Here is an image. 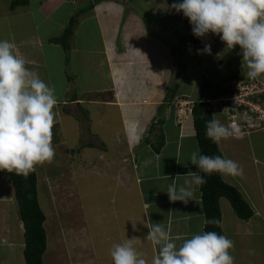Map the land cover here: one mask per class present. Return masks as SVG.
Wrapping results in <instances>:
<instances>
[{
  "label": "crops",
  "instance_id": "crops-1",
  "mask_svg": "<svg viewBox=\"0 0 264 264\" xmlns=\"http://www.w3.org/2000/svg\"><path fill=\"white\" fill-rule=\"evenodd\" d=\"M77 1L28 0L26 5L15 9H11V3L9 6L0 5V40L14 42L18 52L28 61L27 67L38 73L49 87L55 88L58 103L54 111H57L58 116L54 128L57 127V138L64 144L67 141L65 138L67 128L73 129L76 120H80L78 135L83 136L81 128L84 119L77 114L78 111L83 117L86 115L88 117L89 111L94 112L95 109L88 118L92 128L102 124V121L97 119V115L102 113L99 106L111 108L107 111L109 118L113 113L118 121L121 116L122 119L126 118L127 121H123V129L118 126L112 144L121 142L123 150H127L122 159L129 160L134 157L131 159L133 163L131 181H128L124 188L129 193L127 199L133 192L136 194L137 199L133 202L137 200V203L136 206L133 204L129 206L128 211H125L126 215L124 212V219L117 218L116 213L119 211L114 210L112 215L115 219V227L118 219L128 220L137 236L141 235L146 241L145 244L149 245L147 249L151 252L152 262L159 254V247L145 238L154 224L161 223L170 231L177 247L193 235L205 232L201 186L193 187V200L188 204L180 201L173 203L166 193L172 184H176L177 187L183 185L185 179L190 178L185 176L189 172L201 175V171L191 164L190 160L192 152L198 145L193 117L186 114L183 123L179 124L177 105L173 100V97H185L184 99L194 103L199 98L200 87L196 89L198 86L195 87L194 81L189 77L175 82V75L169 70L177 60L173 54L175 46L169 45L167 38L152 29V26H157L161 21L156 15L157 10H151L154 13V23L148 20L141 21L140 17L136 20L134 16L135 21L131 18L125 19L124 31L120 30V39H117V32L114 35L110 33V28L105 26L104 21L118 20L120 24V19H115V14L118 13V9L127 13L129 1L83 0L80 13L76 16L77 21L69 47L64 48L61 44L53 42L63 35L74 17ZM160 9L165 13L163 17L170 14L178 18L180 16L187 18L183 13H177L167 6H161ZM66 20L68 24H65ZM90 21L93 24L87 29L84 41L79 40L78 34H81L86 26L88 27L87 23ZM132 21L134 24H130ZM143 23L146 25L144 26ZM188 25L192 30L190 22ZM182 36L188 39V36L192 35L180 34V40ZM191 39L196 41L188 46L194 48L192 52L197 51L196 57H200V50H203L205 45H211V55L207 53V58L212 59L211 56L219 55V58L225 61L220 60L219 64H225L228 71L222 70L218 73L219 70H215V65L209 67L205 64L204 68L201 67L203 70L206 69V73L217 75L221 81L227 76L230 78L238 76L242 81L257 82L264 89V75L255 80L247 77V67L243 69V52L239 45L233 49L228 48L226 42L218 35L202 38L203 46L200 43L197 45L198 38L193 36ZM158 40L162 44H158ZM156 44L160 48L155 47ZM179 44L181 45V42ZM181 63L178 61L179 68L182 69L184 64ZM83 76L85 80L92 82L79 85L78 93L72 94L73 79L79 81ZM202 81L201 78L199 86ZM173 84L177 87H172ZM99 93H102L103 97L92 98L88 102L89 95L96 96ZM128 111L131 113L127 114ZM219 116L217 120L228 125L221 114ZM112 122L116 125V120ZM161 134L164 144L160 151L156 152L152 146L157 143ZM94 135L99 138L98 134ZM217 145L222 157L236 161L244 169L242 177L221 174L223 181L237 188L253 210V217L249 221L241 220L229 200L222 197L219 203L223 235L234 241L235 249L231 254L235 257V264H264V250L261 245L264 237V127L244 130L240 138L222 140ZM112 150L116 152L115 148ZM84 153L88 156V153ZM117 156L120 158L119 154ZM107 160L111 161V164L110 161L106 163L112 167L111 170L119 173L121 167L118 163L120 164L121 161H116L113 155ZM126 168L125 166L124 169ZM177 175L180 176L176 178ZM135 185L138 186V191H135ZM14 202V190L7 173L5 170L0 171V209L2 210L0 215L4 214L3 221L6 215H9L10 223L12 222L11 212L15 207ZM139 208L140 211H137ZM13 223L16 229H9V232L13 233L10 234L11 240L13 238L10 246L18 249L19 247H16L18 244L19 246L24 244V241L19 243L18 229L23 235L24 228L21 230L17 220ZM20 223L23 227V223ZM129 230H131L130 226Z\"/></svg>",
  "mask_w": 264,
  "mask_h": 264
},
{
  "label": "rangeland",
  "instance_id": "rangeland-1",
  "mask_svg": "<svg viewBox=\"0 0 264 264\" xmlns=\"http://www.w3.org/2000/svg\"><path fill=\"white\" fill-rule=\"evenodd\" d=\"M12 1L13 0H0V5L9 6ZM179 2L180 1L177 0H161V2L160 0H151L147 3V0H131L127 5V13H123L121 9H118V13L115 14V19H120V24L118 20L115 22L108 20L109 22L104 21V23L106 27L108 26V28H110V33L114 35L117 32V39H120V30L124 31L123 26L125 25V19L131 18V20L133 19L135 21V19L137 20L140 17L141 21L148 20L154 23V13L151 10H157L156 15L161 18V21H159L157 26H152V29L157 34L167 38L169 45L175 46L173 54L175 56L174 58L177 60L171 65V69H169L172 70L175 75V82L181 81L182 79L185 80L186 77H189L194 81V86H198L196 89H199L201 78L203 79L204 74L207 72L206 69L203 70L206 66L205 64L209 67H213L212 64L215 65V70H219L217 71L218 73H221L222 70L224 72L228 70L225 64H219V61L222 60L219 58V55L211 56V58H213L208 59L207 53L204 52L200 53V57H196L197 51L192 52L194 48L191 49L190 46L187 47L186 44H182L183 42L179 37L180 34H184V36L185 34H191L194 38H197L193 34V29H189L188 22L190 21L187 18H181V16L179 18L173 15L171 16L168 13L167 16L163 17L165 13H162L160 9L161 6H167L175 10L171 6ZM82 3L83 0L77 1L76 12L73 13L74 16L80 13ZM139 8L141 9L139 10ZM134 16L136 17L135 19ZM163 18L165 21H163ZM134 21L130 22V24H134ZM65 24H68V20H66ZM87 24L88 27L86 26L85 30L81 31V34H78L79 40L84 41L86 31L93 23L90 21ZM145 25L146 23L144 26ZM166 29L169 31H166ZM213 35L216 34L210 33L208 36ZM78 38L76 39L78 40ZM198 39L197 45L201 44L203 46V39ZM188 41L192 45L196 40L188 36ZM180 42L181 45L179 44ZM157 43L159 44L161 42L158 40ZM154 46L159 47L157 44ZM157 56H159V54ZM178 61L179 63L183 62L184 68H179ZM223 61L224 60H222V62ZM201 66H203V68ZM225 78L226 77H224L222 81L226 80ZM91 82L90 80H85L84 76L79 81L73 79L72 94L78 93L79 85ZM226 83L227 81L222 84L225 85V88L227 85ZM172 87H177V85L173 84ZM186 88L188 89L189 87ZM228 92L229 90L227 89L226 93L222 95H226ZM101 94L99 93V95L96 96L89 95L88 102L91 101L92 98L99 99L103 97ZM184 98L173 97V100L178 106L177 119L179 124L183 123L186 114L191 115L190 110H192L191 106L193 102ZM213 100L214 98L210 100V107L213 106ZM90 106L91 105H89V107ZM99 109H101L102 113L97 115V119L102 121V124L95 126V128H92V124L88 122V118L95 112V109H93L94 112L89 111L88 117L87 115L83 117L79 111L77 112V114L84 119L83 127L81 128L83 136L79 137L78 135L77 131L80 128V120H76L73 123V129L67 128V136H65L67 139L66 144L57 138V127L53 128V146L56 154L51 162H45L44 164L37 165L35 168L38 179V199L41 209L46 216L44 228L47 233L48 248L44 255V264H114L111 256L114 245L123 243L128 238L133 237L138 238L135 243L137 251L142 254L148 264H152L151 252L147 249L149 245L145 244L146 241L142 239L141 235L137 236V233L133 231V227L128 220L118 219L115 227V219L112 215L114 210L119 211V213H116L117 218L122 217V219H124V212L128 211L129 206L132 204L136 206L137 203V200L133 202L137 199L136 194L133 192L127 199V194L129 193L128 190L124 188L127 182L131 181L130 176L132 177L133 168L131 159L134 157L130 158L129 156V160L126 158L122 159L124 154L127 153V150H123L121 142L112 144L115 140L118 126H120V129H123V121L126 118L122 119L121 116L118 121L114 113L111 118L107 117V111L111 108L99 106ZM262 109L264 110V104ZM130 113L131 111L127 112V114ZM230 113L231 114H229L226 106V113L221 114L222 118L228 122V126H231L233 121H235L234 114L232 112ZM219 114L220 113H212L214 116L213 118L218 119L220 117ZM242 117L243 116H241V118ZM111 119L116 120V125ZM253 129L254 128H250L249 130ZM94 134H98L99 138L97 139L95 137L97 135ZM113 148H115L116 152L112 150ZM84 152L88 153V156ZM117 152L120 158H118ZM111 155L115 157L116 161H121L120 164L118 163L119 167H121L120 171L116 168L119 173L115 172L116 170H111V166L109 167L111 161L107 160V158ZM107 161H110V163L106 164ZM125 166L127 167L126 170L124 169ZM7 176L9 178L8 174ZM134 189L138 191V186L135 185ZM131 192L132 190L130 193ZM14 204L15 207L11 212V223L9 215H6L5 221H3L2 218L4 214L0 215V264H20V262L21 264H25V261H21L24 260V244L22 243L24 241V235H22L21 231L18 229L19 226L21 230L23 227L20 223L21 220L19 218L16 201ZM0 211L2 212L1 209ZM137 211H140V208L137 209ZM119 214L121 215L119 216ZM15 220H17L19 224L17 228L18 240L20 244L22 243V246H19V244L16 246L19 247V250L16 248H14V250L10 246L13 240V238L11 240V235H13V233L9 232V229H16L15 223H13ZM129 226L131 230H129ZM113 227H115L116 230ZM126 229L128 231H126ZM261 245L264 250V237L262 238ZM147 252L148 254H146Z\"/></svg>",
  "mask_w": 264,
  "mask_h": 264
},
{
  "label": "clouds",
  "instance_id": "clouds-1",
  "mask_svg": "<svg viewBox=\"0 0 264 264\" xmlns=\"http://www.w3.org/2000/svg\"><path fill=\"white\" fill-rule=\"evenodd\" d=\"M171 7L189 18L197 38L213 33L228 48L239 45L243 52L242 66L247 67L249 79L264 75V0H180ZM200 51L210 54L211 45ZM27 64L14 42L0 40V171L25 176L35 171L37 165L54 158L53 128L58 116L54 111L58 103L55 88L49 87ZM235 79L242 81L235 77L232 80ZM206 135L219 144L222 140L240 138L241 129L213 118L207 122ZM190 160L199 171L209 175H244V169L236 161L201 154L198 145ZM185 176L190 178L183 185L172 184L166 192L173 203L188 204L193 200V187L206 183L196 172ZM205 223L218 225L220 221ZM137 239L128 238L114 245L111 251L114 264H148L135 247ZM145 239L159 247L152 264H235L231 254L234 241L215 231L195 234L177 247L170 231L156 223Z\"/></svg>",
  "mask_w": 264,
  "mask_h": 264
},
{
  "label": "trees",
  "instance_id": "trees-1",
  "mask_svg": "<svg viewBox=\"0 0 264 264\" xmlns=\"http://www.w3.org/2000/svg\"><path fill=\"white\" fill-rule=\"evenodd\" d=\"M131 2V0H125ZM151 0H147L149 3ZM28 3V0H13L11 9L18 6H23ZM77 17L74 16L70 20L63 35L53 42L61 44L64 48L69 47L70 38L74 32ZM193 37V36H191ZM182 44L190 45L187 37L181 38ZM189 47V46H188ZM202 53V52H201ZM207 74V75H206ZM203 76V81L200 86V95L196 102L193 103L192 117L196 130V137L201 154L209 156L221 155L217 143L213 142L206 135L207 122L213 119L210 111V100L219 95L226 93L229 85L228 82L233 78L227 76L221 82V79L215 74L206 73ZM209 74V75H208ZM237 77L238 76H234ZM227 81L225 88L224 84ZM176 89V88H175ZM174 89V91H175ZM164 144V138L161 134L153 148L159 152ZM5 172L9 175L11 185L14 190L15 201L18 206V213L24 228V250L23 256L25 264H44V255L48 248L47 233L44 228L46 216L43 213L38 199V179L36 170L28 175H17L14 171ZM201 175L206 180V183L201 185L202 204L205 213V221L218 220L220 223L210 224L205 223L204 231H215L223 235L221 223L222 213L220 208V199L225 197L229 200L233 210L237 216L244 221H249L253 217V210L243 198L237 188L225 183L220 173L206 174L201 172Z\"/></svg>",
  "mask_w": 264,
  "mask_h": 264
},
{
  "label": "built area",
  "instance_id": "built-area-1",
  "mask_svg": "<svg viewBox=\"0 0 264 264\" xmlns=\"http://www.w3.org/2000/svg\"><path fill=\"white\" fill-rule=\"evenodd\" d=\"M228 85V94L214 98L212 101L213 106L210 107L211 112L213 114H225L227 106L228 112H233L234 114L235 121H233L232 125L238 126L241 132L250 128H263V87L257 82L238 81L236 79L230 81ZM191 107H193V103ZM190 114H192V110H190ZM241 116L243 117L241 118Z\"/></svg>",
  "mask_w": 264,
  "mask_h": 264
}]
</instances>
